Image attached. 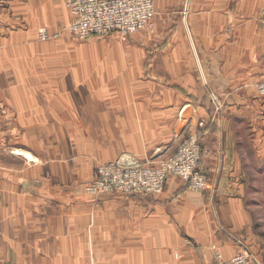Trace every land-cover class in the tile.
Here are the masks:
<instances>
[{"label": "crops", "instance_id": "crops-1", "mask_svg": "<svg viewBox=\"0 0 264 264\" xmlns=\"http://www.w3.org/2000/svg\"><path fill=\"white\" fill-rule=\"evenodd\" d=\"M153 2L156 13L152 40L163 39L164 43L149 45L153 49L146 67L147 105L139 109L137 93L133 102L136 108L120 104L121 109L99 112L98 131L170 134L174 126L171 127V118H178V123L184 119L182 133H198L199 143L206 149L200 169L207 177L208 189L193 192L182 180L170 177L163 193L156 197L114 194L96 198L94 203H98L100 211L99 235L93 236V244L98 245L95 259L100 264H213L216 255L228 260L247 247L264 264V97L256 90L264 82V25L260 20L264 0ZM14 4L10 0L6 3L11 10ZM40 4L55 3L45 0ZM136 49L140 51L141 47ZM7 62L0 65V76L4 75L0 77V87L17 79L9 75ZM124 83L121 79L115 87L122 96ZM92 85L91 91L99 81ZM65 95L66 100L61 95V105L52 96L50 113L36 109L29 114L30 121L35 115L30 133L40 134L32 138L33 142L28 141L29 147L26 141L20 146L33 149L34 154L18 149L17 154L10 155L16 160L7 156L2 160L0 156L1 166L8 168V173H0L6 178L0 196L9 217L0 225L4 231L0 242L3 264H75L90 259L84 235L70 236L73 221L60 216L65 220L61 228L58 217L48 225L43 220L45 207L29 211L20 194L11 193L16 187L19 193L29 188L34 191L27 195L44 198L43 165L39 161L45 159L44 147L51 149L52 159L60 146H65L67 152L72 149L73 139L68 135L80 126L72 119L75 113L69 97L74 94ZM155 102L160 104L155 107ZM79 117L84 125L91 123L87 121L90 115ZM43 120L47 121L45 126ZM43 129L64 135L44 137ZM171 149L170 145L164 146L155 158H165L175 151L169 153ZM28 163L35 164L33 173ZM16 199L18 206H14ZM54 212L56 209L44 213ZM42 228L49 232L43 233ZM55 235L63 238L52 240ZM45 237L51 240L45 246L47 256L39 253ZM51 246L63 248V257Z\"/></svg>", "mask_w": 264, "mask_h": 264}, {"label": "rangeland", "instance_id": "rangeland-1", "mask_svg": "<svg viewBox=\"0 0 264 264\" xmlns=\"http://www.w3.org/2000/svg\"><path fill=\"white\" fill-rule=\"evenodd\" d=\"M11 1H15V4L11 6L12 10L10 6L6 5L9 0H0V65L2 61H8L10 69L8 73L13 76V79L16 77L17 79L13 81L18 83L13 82L8 86L0 87L1 159L3 160L7 156L16 160L14 156L10 155L17 154L18 149L34 154L33 149H27L31 145L28 141L33 142L32 138L36 135L39 136L40 131L37 134H34V131L30 133L34 127L35 115L31 116L33 120L30 121L29 114L34 113L36 109L50 113L52 96L55 97V101H58L55 103L61 105L59 102L61 95H64L63 99L66 100L65 94H74V97H69L73 101L71 105H73L75 113L73 114L75 117L72 119L76 126H80L75 128L76 132L73 135H68L73 139L70 152H67L65 146H60L58 155L53 156L52 159L51 149L44 147L43 156L45 159H38L43 165L44 183L41 190L45 195L44 198H35L33 193L27 195L28 192L34 191L29 188L24 192L20 189L19 193V188L16 187L11 190V193L13 195L20 194L21 202L29 207L27 208L29 211L38 210V206L45 207L44 212L48 209H56V212L52 214L43 212V220H46L48 225L52 218L60 216L73 221L74 231H70V236L81 237L84 235V243L89 249L90 256L87 262L78 261L75 264H100L95 259L98 245L93 244V236L99 235L97 221L100 206L94 201L98 197L123 194H102L98 191L95 193L88 191V187L99 179V167L119 161L120 163L132 161L150 167L151 164L154 165L164 159L155 158L158 153H161L164 146H172L169 153L176 151L182 139L193 134L182 133L185 122L184 119H179L178 123V118H171V127L174 126L170 134H163L160 131L148 134L101 133L98 131L99 112L105 109L108 111L121 109L120 104L123 105V108L125 106L135 107L136 104L133 102L136 100L137 93L139 109L146 107L147 87L145 82L148 77L146 67L152 60L150 52L153 49L149 45L163 44V39H158L156 42L152 40L154 24L152 30H142L128 37L109 34L80 39L67 29L72 17L65 8V0H47L49 3H55L50 6L40 4V1L44 2L45 0ZM39 6L42 7V11ZM42 33H45L44 38L41 36ZM136 46L141 47L140 51L136 49ZM121 79L127 83L124 87V95H127V98L116 92L115 87ZM95 81H99V85L91 91ZM132 85L134 89H132ZM11 93L20 94L22 98ZM129 95H131V101ZM41 97L43 100H40ZM125 98L127 101H124ZM155 103V107L160 104ZM58 113L60 116L62 115L61 112L58 111ZM111 113L114 116L116 111ZM85 114L90 115L87 121L91 123L84 125L83 118H80L79 115ZM46 123L47 121L43 120L44 126ZM26 131L28 133H25ZM48 131L43 129L44 137L46 135L52 137L64 135L63 132L59 134L48 133ZM195 135L198 138V133ZM25 141L27 147L20 146ZM150 147H154V149L149 151ZM154 154L155 156H153ZM28 164L33 173L35 164ZM4 170L0 160V173ZM7 170L8 168L5 170L6 173H8ZM3 182L6 183V178L0 174V194H2L1 184ZM10 184L12 185V183ZM15 205L18 206L17 199L14 200ZM7 212L0 196V225L5 220H9ZM31 217L34 220V213ZM62 222L65 223V220L59 218L60 228ZM53 223H56V219H53ZM53 227H56V224ZM47 230V228H42L43 233L49 232ZM3 232L0 226V242H2L1 234ZM57 238L63 237L55 235L52 240ZM44 240L43 248H39V253L47 256L45 246L47 243L50 244L51 240L49 237H45ZM95 241L98 242V239ZM52 248L58 255L60 254V257H63L61 254L63 248ZM64 249L67 248L64 247ZM83 250V246H81L80 251ZM248 250L250 251V249ZM250 253L257 258L254 253L251 251ZM49 257H51L50 254ZM3 262L0 261V264ZM21 263V261L10 262V264ZM39 264L68 263L65 261H44Z\"/></svg>", "mask_w": 264, "mask_h": 264}, {"label": "built area", "instance_id": "built-area-1", "mask_svg": "<svg viewBox=\"0 0 264 264\" xmlns=\"http://www.w3.org/2000/svg\"><path fill=\"white\" fill-rule=\"evenodd\" d=\"M65 8L72 21L67 26L70 33L80 39L91 36L116 34L128 37L142 30H152L155 8L153 0H65ZM264 25V6L260 12ZM41 36L44 38L45 33ZM264 97V82L256 87ZM206 152L193 134L186 136L176 151L149 166L132 161L115 162L99 167L97 179L88 191L91 193H120L129 197H156L163 193L170 177L182 180L193 192L208 189L206 175L200 169V162ZM213 264H261L246 247L228 260L215 256Z\"/></svg>", "mask_w": 264, "mask_h": 264}, {"label": "trees", "instance_id": "trees-1", "mask_svg": "<svg viewBox=\"0 0 264 264\" xmlns=\"http://www.w3.org/2000/svg\"><path fill=\"white\" fill-rule=\"evenodd\" d=\"M198 143H199V137H198ZM200 144V143H199ZM201 146V145H200Z\"/></svg>", "mask_w": 264, "mask_h": 264}]
</instances>
